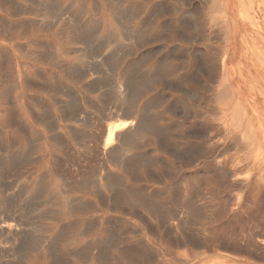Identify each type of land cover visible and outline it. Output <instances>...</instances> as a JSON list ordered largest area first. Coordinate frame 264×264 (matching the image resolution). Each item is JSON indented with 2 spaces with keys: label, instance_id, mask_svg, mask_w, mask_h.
I'll use <instances>...</instances> for the list:
<instances>
[{
  "label": "rangeland",
  "instance_id": "obj_1",
  "mask_svg": "<svg viewBox=\"0 0 264 264\" xmlns=\"http://www.w3.org/2000/svg\"><path fill=\"white\" fill-rule=\"evenodd\" d=\"M42 1L60 4L57 17L36 16L29 9L31 0H0V205L4 206L0 220L17 225L15 235L0 236L5 246L0 245V264H264V1L224 0L228 35L217 19V0H120L122 5L119 0ZM208 7L211 11H206ZM115 81L137 97L146 113L139 118L143 115L156 126H150L151 132L146 127V135L113 163L109 157L102 158L100 146L106 126L127 119L114 110L118 104L112 88ZM222 89L229 90V96H223ZM76 96L83 107L78 123L67 121L64 114L69 104L77 102ZM101 99L106 106L99 112L95 105ZM100 121L102 134L97 131ZM246 125L254 129V144L246 140ZM248 150L252 158L245 156ZM86 175L94 183L86 181ZM100 177L116 178L110 180L113 189L102 187L105 181ZM186 210L192 211L188 217Z\"/></svg>",
  "mask_w": 264,
  "mask_h": 264
},
{
  "label": "bare ground",
  "instance_id": "obj_2",
  "mask_svg": "<svg viewBox=\"0 0 264 264\" xmlns=\"http://www.w3.org/2000/svg\"><path fill=\"white\" fill-rule=\"evenodd\" d=\"M17 1V0H16ZM28 1V0H27ZM56 1V0H55ZM73 1V0H72ZM80 1V0H79ZM95 1V0H94ZM122 1V0H121ZM186 1V0H185ZM264 1V0H263ZM5 2H7V1H5ZM14 2V1H13ZM51 2V1H50ZM53 2V1H52ZM57 2H59V1H57ZM96 2V1H95ZM117 2V1H116ZM118 2H120V0L118 1ZM190 2V1H189ZM223 2H224V0H217V6H216V8H217V19L220 21V22H222V23H224V26H223V29H224V35H228L229 34V30H230V26H229V23H228V11L226 10V8H225V6L223 5ZM244 2V1H243ZM250 2V1H249ZM9 3V2H8ZM7 3V4H8ZM49 3V2H48ZM61 3V2H60ZM86 3V2H85ZM114 3V2H113ZM123 3H124V1H123ZM209 3H214V2H209ZM15 4V3H14ZM17 4V3H16ZM56 4V3H55ZM54 4V2L53 3H50V4H45L44 3V1H42V0H31V6H30V11L31 12H33L36 16H40V17H46V16H52L53 18H55V17H57V13L59 12L58 10H57V8L58 7H60V4H58L59 6L58 7H56L57 5H55ZM116 4H118V3H116ZM204 4V3H203ZM202 4V5H203ZM215 5H216V3H214ZM214 4H213V11L214 10H216V9H214L215 8V6H214ZM18 5H21V3H19ZM96 5V4H95ZM100 5V4H99ZM119 5V4H118ZM120 5H122V2H120ZM119 5V6H120ZM207 5V4H206ZM27 7H28V4L26 5ZM82 6V5H81ZM98 6V5H97ZM111 6V5H110ZM117 6V5H116ZM197 6V5H196ZM204 6V5H203ZM209 6V5H208ZM212 6V5H211ZM252 6H253V4H252ZM22 7H23V5H22ZM93 7V6H92ZM99 7V6H98ZM115 7V5L113 4V8ZM67 8H68V6H67ZM67 8H64L65 10H67ZM79 8V7H78ZM111 8H112V6H111ZM115 8H117V7H115ZM114 8V9H115ZM63 9V10H64ZM94 9V8H93ZM108 9H110V8H108ZM113 9V10H114ZM122 9V8H121ZM194 9V8H193ZM207 9H209L210 11H211V9L208 7V8H206V11H207ZM252 9V8H251ZM82 10V9H81ZM80 10V11H81ZM97 10V9H96ZM120 10V9H119ZM124 10V9H123ZM160 10V9H159ZM163 10V8L161 9V11ZM16 11V10H15ZM58 11V12H57ZM122 11V10H121ZM163 11H166V10H163ZM193 11V10H192ZM252 11V10H251ZM16 12H18V11H16ZM16 12H15V14H16ZM67 12V11H66ZM66 12H64V13H66ZM119 12V11H118ZM135 12V11H134ZM157 12V11H156ZM155 12V13H156ZM168 12V11H167ZM32 13V14H33ZM96 13V12H95ZM155 13L153 14V15H155ZM160 13V12H159ZM209 13V12H208ZM248 13V12H247ZM261 13V12H260ZM20 14V13H19ZM68 14V13H67ZM120 14L122 15V13L120 12ZM135 14V13H134ZM60 15V14H59ZM59 15H58V17H59ZM61 15H63V14H61ZM96 15V14H95ZM97 15H99V14H97ZM117 15V14H116ZM123 15H127V14H123ZM132 15V14H131ZM247 15V14H246ZM44 17V18H45ZM62 17V16H61ZM72 17V16H71ZM113 17V16H112ZM119 17V16H118ZM248 17V16H247ZM247 17H246V19H247ZM251 17V16H250ZM98 18V17H97ZM120 18H122L121 16H120ZM125 18V17H124ZM48 19V18H47ZM64 19V18H63ZM77 19V18H76ZM79 19V18H78ZM123 19V18H122ZM121 19V20H122ZM128 19V18H127ZM213 19V18H212ZM54 20V19H53ZM58 20V19H57ZM66 20V19H65ZM80 20H81V18H80ZM249 20V19H248ZM2 20L0 19V22H1ZM4 21V20H3ZM64 21V20H63ZM74 21V20H73ZM116 21V20H115ZM125 21V20H124ZM149 21V20H148ZM66 22V21H65ZM69 22V21H68ZM78 22H79V20H78ZM97 22V21H96ZM253 22H255V21H253ZM9 23V22H8ZM36 23V22H35ZM50 23V22H49ZM70 25L72 26V24H71V20H70ZM69 23H68V26H69ZM116 23V22H115ZM151 23V22H150ZM149 23V24H150ZM183 23V22H182ZM55 24V23H54ZM66 24H67V22H66ZM122 24V23H121ZM120 24V25H121ZM126 24V23H125ZM147 24V23H146ZM146 24H145V26H143L144 28L146 27ZM184 24V23H183ZM6 25H8L7 24V22H6ZM14 24H12V26H13ZM16 25H18V24H16ZM26 25V24H25ZM24 25V26H25ZM119 25V24H118ZM124 25V24H123ZM122 25V26H123ZM128 25H129V23H128ZM128 25H126V26H128ZM148 25V24H147ZM151 25V24H150ZM11 26V25H10ZM11 26V27H12ZM20 26V25H19ZM125 26V27H126ZM163 26V25H162ZM184 26V25H183ZM193 26V25H192ZM4 27V26H3ZM15 27V26H14ZM18 27V26H17ZM17 27H15V28H17ZM79 27V26H78ZM116 27V26H115ZM138 27V26H137ZM194 27V26H193ZM13 28V27H12ZM20 28V27H19ZM18 28V29H19ZM30 28V27H29ZM35 28V27H34ZM128 28V27H127ZM131 28V27H130ZM142 28V27H141ZM140 28V29H141ZM180 28L182 29V26H180ZM184 28V27H183ZM221 28V27H220ZM9 29V26L7 27V30ZM25 29V28H24ZM43 29V28H42ZM59 29H61V28H59ZM98 29V28H97ZM119 29V28H118ZM139 29V30H140ZM165 29V28H164ZM163 29V30H164ZM170 29V28H169ZM172 29V28H171ZM181 29H179L178 30V32L181 30ZM26 30V29H25ZM62 30V29H61ZM72 30V29H71ZM71 30H69V31H71ZM99 30V29H98ZM97 30V31H98ZM114 30V29H113ZM120 30V29H119ZM130 30V29H129ZM132 30V29H131ZM162 30V31H163ZM9 31V30H8ZM77 31V30H76ZM115 31V30H114ZM136 31H137V28H136ZM4 33H5V31H3ZM2 32V33H3ZM10 32V31H9ZM95 32V31H94ZM123 32V31H122ZM126 32H127V30H126ZM131 32V31H130ZM142 32H144V35H145V31H142ZM150 32V31H149ZM171 32V31H170ZM172 32H173V30H172ZM177 32V31H176ZM42 33V32H41ZM45 33V32H44ZM78 33V32H77ZM96 33V32H95ZM121 33V32H120ZM128 33H129V31H128ZM132 33V32H131ZM137 34H138V32H136ZM135 33V34H136ZM139 33H141V32H139ZM160 33H161V31H160ZM160 33H159V35H160ZM164 33V32H163ZM66 34H68V33H66ZM69 34H71L72 35V32L71 33H69ZM83 34V33H82ZM87 34V33H86ZM130 34V33H129ZM142 34V33H141ZM158 34V33H157ZM165 34V33H164ZM219 34V33H218ZM5 35V34H4ZM7 35V34H6ZM6 35H5V37H6ZM88 35V34H87ZM127 35V34H126ZM125 35V36H126ZM139 35V34H138ZM147 35V34H146ZM163 35V34H162ZM170 35V34H169ZM219 35H221V33L219 34ZM222 35H223V33H222ZM9 36V35H8ZM66 36V35H65ZM93 36H95V35H93ZM109 36H111V35H109ZM132 36H134V34L132 35ZM136 36V35H135ZM140 36V35H139ZM152 36V35H151ZM154 36V35H153ZM156 36H158V35H156ZM167 36V35H166ZM215 36V35H214ZM84 37H85V35H84ZM113 37V36H112ZM129 37H131V35H129ZM141 38H142V36H140ZM145 37V36H144ZM8 38V37H7ZM6 38V39H7ZM10 38H11V36H10ZM67 38V37H66ZM78 38H80V37H78ZM97 38V37H96ZM111 38V37H110ZM127 38V37H126ZM133 38V37H132ZM136 38V37H135ZM141 38H139V39H141ZM150 37H149V35H148V37H147V39H149ZM186 38V37H185ZM73 39H75V38H73ZM113 39V38H112ZM128 39V38H127ZM134 39V38H133ZM137 39V38H136ZM142 39H144V38H142ZM187 40H188V38H186ZM194 39V38H193ZM202 39V38H201ZM227 39V38H226ZM11 40V39H10ZM79 39H77V41H78ZM83 40V39H82ZM86 40H87V38H86ZM135 40V39H134ZM114 41V40H113ZM137 41V40H136ZM148 41H150V40H148ZM148 41H146V42H148ZM192 41V40H191ZM223 41V40H222ZM46 42V41H45ZM44 42V43H45ZM78 42H80V41H78ZM131 42H132V40H131ZM134 42V41H133ZM138 42H140V41H138ZM144 42V41H143ZM87 43H91V42H87ZM112 43H114V42H111V44ZM125 43V42H124ZM137 43V42H136ZM50 44H51V42H50ZM92 44V43H91ZM38 45V44H37ZM53 45H54V43H53ZM80 45V44H79ZM86 45V44H85ZM121 46L120 47H122L123 45L122 44H120ZM129 45V44H128ZM22 46V45H21ZM29 46V45H28ZM46 46V44L44 45V47ZM108 46H109V44H108ZM124 46H126V45H124ZM22 47H24V45L22 46ZM42 47H43V44H42ZM91 47H93V46H91ZM114 48H115V46H113ZM112 47V48H113ZM119 46H118V48H120ZM172 47V46H171ZM29 48V47H28ZM31 48V47H30ZM54 48H55V46H54ZM89 49H90V46L88 47ZM209 48H211V47H209ZM26 49V48H25ZM84 49H87V48H84ZM5 49H3V51H4ZM8 50V49H7ZM50 50V49H49ZM70 50V49H69ZM72 50V49H71ZM88 50V49H87ZM120 50H121V48H120ZM2 51V50H1ZM10 51V50H9ZM8 51V52H9ZM33 51V50H32ZM81 51V50H80ZM90 51V50H89ZM125 51V50H124ZM201 51V50H200ZM45 52V51H44ZM56 52V51H55ZM79 52V51H78ZM82 52V51H81ZM85 52L86 51H84L83 50V52L81 53L82 55H84L85 54ZM121 52H123V51H121ZM130 53V51H127V53ZM33 53V52H32ZM43 53V52H42ZM48 53V52H47ZM51 53H52V51H51ZM66 53V52H65ZM84 53V54H83ZM90 53V52H89ZM195 53H196V51H195ZM80 54V53H79ZM122 54V53H121ZM126 53H124V55H125ZM44 55H45V53H44ZM56 55V54H55ZM120 55V54H119ZM123 55V54H122ZM41 56V55H40ZM43 56V55H42ZM53 56V55H52ZM115 56V55H114ZM81 57V56H80ZM85 57V56H84ZM118 58H119V56H117ZM25 58H26V56H25ZM33 58H34V56H33ZM42 58V57H41ZM53 58V57H52ZM86 58V57H85ZM118 58H116L117 60H120V58L118 59ZM169 58V57H168ZM184 58V57H183ZM221 58V57H220ZM4 59V58H3ZM164 59V58H163ZM172 59V58H171ZM4 60H6V59H4ZM4 60H3V62H4ZM165 60V59H164ZM83 61V60H82ZM81 61V62H82ZM86 61H88V60H86ZM111 61V60H110ZM116 61V60H115ZM199 61V60H198ZM2 62V61H1ZM2 62V63H3ZM63 62V61H62ZM164 62V61H163ZM15 63V62H14ZM23 63V62H22ZM66 63V62H65ZM83 63H84V61H83ZM82 63V64H83ZM116 63H118V62H116ZM199 63V62H198ZM202 63V62H201ZM24 64V63H23ZM58 64V63H57ZM160 64H163L162 62L160 63ZM2 65H4V63L2 64ZM24 65H26V63L24 64ZM6 66H8V65H5V67ZM10 66V65H9ZM80 66H82V68H84V66L83 65H80ZM163 66V65H162ZM161 66V67H162ZM32 67V66H31ZM69 67V66H68ZM77 67V66H76ZM159 67V66H158ZM157 67V68H158ZM78 68V67H77ZM81 68V69H82ZM156 68V69H157ZM160 68V67H159ZM159 68H158V70H159ZM199 68V67H198ZM68 69V68H67ZM66 69V70H67ZM186 69V68H185ZM160 70H161V68H160ZM172 70H175V69H172ZM219 70V69H218ZM5 71V70H4ZM19 71V70H18ZM72 71H74L73 69H72ZM77 71V70H76ZM132 71H134V68H133V70ZM131 71V72H132ZM157 71V70H156ZM2 72V71H1ZM155 72V71H154ZM172 72H174V71H172ZM196 72V71H195ZM4 73V72H3ZM40 73V72H39ZM79 73V72H78ZM133 73H135V72H133ZM140 73V72H139ZM156 73V72H155ZM154 73V74H155ZM157 73H159L158 71H157ZM167 73V72H166ZM171 73V72H170ZM176 73V72H175ZM225 73V72H224ZM73 74V73H72ZM80 74V73H79ZM83 74V72L81 73V76H83L82 75ZM85 74H86V72H85ZM126 74V73H125ZM125 74H124V76H125ZM136 74V73H135ZM147 74V73H146ZM126 75H128V74H126ZM137 75V74H136ZM141 75V74H140ZM149 75V74H148ZM157 75H159V74H157ZM157 75L155 74V76L157 77ZM167 75V74H166ZM196 75V74H195ZM37 76H38V73H37ZM42 76V75H41ZM76 76V75H75ZM80 76V75H79ZM123 76V77H124ZM129 76V75H128ZM132 76V75H131ZM133 76H134V74H133ZM144 76H145V73H144ZM163 76V75H162ZM191 76V75H190ZM189 76V77H190ZM76 77H78V76H76ZM122 77V78H123ZM126 77V76H125ZM124 77V78H125ZM136 77V76H135ZM195 77V76H194ZM2 78V77H1ZM5 78V77H4ZM50 78V77H49ZM56 78V77H55ZM129 79H130V77H128ZM146 76H145V79H144V81L146 82ZM158 78V77H157ZM157 78H156V80H157ZM160 78H161V76H160ZM192 78V77H191ZM12 79V78H11ZM148 79V78H147ZM165 79V78H164ZM163 79V80H164ZM190 79V78H189ZM197 79V78H196ZM206 79V78H205ZM134 80V79H133ZM141 80V79H140ZM198 80H200V79H198ZM39 81H40V79H39ZM42 81V80H41ZM53 81V80H52ZM122 82L121 83H123L124 81H126V80H121ZM130 81H131V79H130ZM139 81V80H138ZM143 81V80H142ZM127 82H129V80L127 81ZM163 82V81H162ZM5 83V82H4ZM103 83H105V82H103ZM125 83V82H124ZM132 84H135V83H133V82H131ZM150 83H152V82H150ZM202 83V82H201ZM219 83V82H218ZM220 83H222V82H220ZM13 84V83H12ZM127 84H129V83H126V86H127ZM144 84V83H143ZM130 85V84H129ZM135 85H137V84H135ZM135 85H131L132 86V89H134L133 87L135 86ZM140 85V87L142 88L143 86H141V84H139ZM10 86V85H9ZM99 86V85H98ZM113 86L114 87H112L113 88V90H114V93H115V95L114 94H112L113 96H115L114 97V99H116V101H117V106H116V109H114V110H116V112L119 114V115H125V117L127 118V119H125V120H120V121H117V122H111L110 124H108L107 126H106V133L104 134V141L102 142L103 144H101L102 146H100V154L102 155V158H111V161H113V163L116 161V160H118L119 158H122V156L123 155H125L126 156V151L128 152V150H130V148L131 147H133V145H134V143L138 140V139H140L142 136H144V135H146L145 133H147L146 131H145V129H146V127H148V129H149V131H150V126L152 125V128H155L154 126H156V125H154V124H149V122H147V120H146V118H145V116H146V113H144L143 111H142V109L143 108H141V105H140V103L138 102V100H137V97H135V96H133V95H130L131 93L130 92H128V90L126 89V87H125V89H124V87L123 86H125V85H122V84H120V83H118V81H115L114 83H113ZM150 86V85H149ZM226 86V85H225ZM33 87V86H32ZM129 87V86H128ZM138 87V86H137ZM144 88H145V86H144ZM143 88V89H144ZM147 88H148V85H147ZM174 88V87H173ZM226 88V87H225ZM4 89H6V88H4ZM11 89H12V87H11ZM60 89V88H59ZM71 89V88H70ZM138 89H139V87H138ZM176 89V88H175ZM224 89V88H223ZM222 89V91L223 92H221V93H223L222 95L224 96V93H225V97H227V96H229L228 94V91L229 90H223ZM228 89V88H227ZM51 90V89H50ZM127 90V91H126ZM137 90V89H136ZM139 90H141V89H139ZM185 90V89H184ZM17 91V90H16ZM63 91V90H62ZM111 91V90H110ZM130 91V90H129ZM211 91V90H210ZM221 91V90H220ZM219 91V92H220ZM225 91V92H224ZM186 92H187V90H186ZM217 93V96H218V94H220L218 97H220L221 96V98L223 97L222 95H221V93ZM5 93V92H4ZM60 93H62V92H60ZM113 93V92H112ZM135 93V92H134ZM141 93H142V91H141ZM191 93V92H190ZM189 93V94H190ZM7 94V93H6ZM73 94V93H72ZM111 95V94H110ZM141 95V94H140ZM139 95V96H140ZM73 96H75V95H73ZM137 96V95H136ZM197 96V95H196ZM208 96H210V95H208ZM212 96V95H211ZM3 97H4V95H3ZM77 97V96H76ZM188 97H190V96H188ZM194 97H195V94H194ZM218 97H216V98H218ZM28 98H31V97H28ZM207 98V97H206ZM209 98V97H208ZM214 98V97H213ZM215 98V99H216ZM41 99V98H40ZM77 99H78V101H79V98L77 97L75 100L77 101ZM105 99V98H104ZM104 99H101V103L99 104H96L95 105V108H97V110L99 111V112H102L103 111V109H104V106H106V102H105V100ZM2 100V99H1ZM89 100V99H88ZM98 100V99H97ZM218 100H219V98H218ZM218 100H216V101H218ZM10 101V100H9ZM37 101V100H36ZM76 102V103H74V102H72V103H74V104H69L66 108H65V110H64V114H65V119H67V121H70V122H75V123H78V120H77V116H78V114H81L82 113V109H83V107H81V105L82 104H80V102H81V100H80V102ZM84 101V100H83ZM99 101V100H98ZM112 101V100H111ZM114 101V100H113ZM11 102H13L12 101V99H11ZM30 102V101H29ZM41 103V102H40ZM69 103H71L70 101H69ZM11 104V103H10ZM47 104V103H46ZM29 105V104H28ZM41 105H43V103L41 104ZM91 105V104H90ZM12 106L14 107V105L12 104ZM38 106V105H37ZM47 106V105H46ZM66 106V105H65ZM49 106H47V108H48ZM62 107V106H61ZM90 107H92V106H90ZM185 107V106H184ZM212 107V106H211ZM30 108V107H29ZM145 108V107H144ZM46 109V108H45ZM62 109V108H61ZM93 109V108H92ZM173 109V108H172ZM1 110V109H0ZM50 110V109H49ZM86 110V109H85ZM84 110V111H85ZM107 110H108V108H107ZM216 110V109H215ZM30 111V110H29ZM46 111V110H45ZM60 111V110H59ZM90 111V110H89ZM110 110H108V112H109ZM172 111V110H171ZM176 111V110H175ZM212 111V110H211ZM47 112V111H46ZM51 112V111H50ZM111 112H113V113H115L114 111H111ZM141 112H143L142 114L144 115L145 114V116H143L142 115V118L140 117L139 118V114H141ZM207 112H208V110H207ZM34 113V112H33ZM45 113V112H44ZM110 113V112H109ZM112 113V114H113ZM185 113V112H184ZM200 113V112H199ZM239 113V112H238ZM35 114V113H34ZM38 114V113H37ZM85 114V113H84ZM89 114V113H88ZM103 114H104V112H103ZM117 114V115H118ZM186 114V113H185ZM220 114V113H219ZM11 115H13V114H11ZM102 115V114H101ZM109 115V114H108ZM115 115V118H117V116H116V113L114 114ZM216 115H217V113H216ZM48 116H50L49 114H48ZM138 116V117H137ZM184 116V115H183ZM45 117V116H44ZM61 117H64V115L63 116H61ZM85 117V116H84ZM87 117V116H86ZM104 116L102 115V118H103ZM113 117V116H112ZM112 117H110V119H113ZM122 117V116H121ZM120 117V118H121ZM124 117V118H125ZM144 117V118H143ZM149 117V116H148ZM147 117V118H148ZM233 117H234V119H236L237 117H238V115H237V111H235V113H234V115H233ZM49 118V117H48ZM52 118V117H51ZM108 118V117H107ZM106 118V119H107ZM118 118H119V116H118ZM201 118H202V116H201ZM14 119V118H13ZM35 119V118H34ZM53 119V118H52ZM89 119V118H88ZM109 119V118H108ZM122 119V118H121ZM185 119H187V117H185ZM37 120H39V119H37ZM41 120H43V117H42V119ZM40 120V121H41ZM54 120V119H53ZM53 120H51V121H53ZM105 120V119H104ZM13 121H16V118H15V120H13ZM45 121V120H44ZM49 121V120H48ZM48 121H47V123H48ZM85 121H86V119H85ZM85 121H83V123H86ZM93 121H95V120H93ZM18 122V121H17ZM16 122V123H17ZM36 122V121H35ZM55 122H56V119H55ZM89 122H91L90 124H93V122H92V120L91 121H89L88 120V123ZM152 123H154L155 122V120H154V122L153 121H151ZM40 123V122H39ZM46 123V124H47ZM54 123V122H53ZM97 123V122H96ZM11 124H14V122L13 123H11ZM45 124V125H46ZM50 124V123H49ZM95 124V123H94ZM101 124H102V122L100 121V124H98L99 126L97 127L98 128V130L97 131H100L99 133H101L102 134V132H101V128H103L104 126L102 125V127H101ZM246 124H247V122H246ZM18 125V124H17ZM40 125V124H39ZM51 125V124H50ZM154 125V126H153ZM248 125H249V123H248ZM248 125H246V127L248 126ZM2 126V125H1ZM48 126V125H47ZM55 126H56V124H55ZM81 126H83V124H81ZM86 126V125H85ZM93 126V125H92ZM220 126V125H219ZM218 126V127H219ZM13 127V126H12ZM20 128H21V125L19 126ZM19 127L17 128V129H19ZM68 127H69V125H68ZM72 127V126H71ZM71 127H69V129L68 130H70V128ZM87 127H88V125H87ZM91 127V126H90ZM90 127H89V129H90ZM3 128H4V126H3ZM28 128V127H27ZM33 128V127H32ZM50 128H52V126L50 127ZM49 128V129H50ZM151 128V129H152ZM217 128V127H216ZM54 129V128H53ZM74 128H72V130H73ZM104 129V128H103ZM148 129H146L147 131H148ZM234 129V128H233ZM247 129H248V134H246L247 136H246V140H248V138H249V140H250V142L251 143H255V138H254V129L252 128V127H247ZM20 130V129H19ZM24 130V129H23ZM38 130V129H37ZM58 130H59V128H58ZM74 130H76V129H74ZM78 130V129H77ZM81 130V129H80ZM83 130V129H82ZM154 130H156V129H154ZM158 130V129H157ZM163 130V129H162ZM27 131V130H26ZM29 131V130H28ZM31 131V130H30ZM96 131V132H97ZM105 131V130H104ZM191 131H193V130H191ZM245 132H246V129L244 130ZM24 132V131H23ZM36 132V131H35ZM74 132V131H73ZM81 131H79V133H80ZM86 132H87V130H86ZM145 132V133H144ZM151 132V131H150ZM156 132V131H155ZM160 132V131H159ZM166 132V131H165ZM164 132V133H165ZM218 132V131H217ZM217 132H215V134L217 133ZM21 133V132H20ZM28 133V132H27ZM33 133V132H32ZM38 133H39V131H38ZM72 133V132H71ZM84 133V132H83ZM98 133V134H99ZM144 133V134H143ZM154 133V132H153ZM191 133V132H190ZM204 133V132H203ZM221 133V132H220ZM243 133V132H242ZM0 134H1V132H0ZM58 134V133H57ZM68 134V133H67ZM74 134V133H73ZM72 134V135H73ZM101 134H99V135H101ZM167 134V133H166ZM191 134H193V133H191ZM195 134V133H194ZM2 135V134H1ZM36 135V134H35ZM54 135V134H53ZM87 135H88V132H87ZM142 135V136H141ZM157 135V134H156ZM25 136V135H24ZM31 136V135H30ZM74 136V135H73ZM81 136V135H80ZM80 136H78V138L80 137ZM84 136H85V134H84ZM90 136V135H89ZM92 136V135H91ZM95 136V135H94ZM102 136V135H101ZM184 136V135H183ZM26 137V136H25ZM54 137V136H53ZM86 137H88V136H86ZM146 137V136H145ZM144 137V138H145ZM28 138V137H27ZM63 138V137H62ZM72 138V137H71ZM73 138H77V137H73ZM81 138H82V136H81ZM83 138H85V137H83ZM92 138H93V136H92ZM98 138V137H97ZM147 138V137H146ZM236 138H237V136H236ZM39 139V138H38ZM43 139V138H42ZM99 139V138H98ZM239 139H240V137H239ZM54 140V139H53ZM77 139H75V141H76ZM81 140V139H80ZM88 140V139H87ZM91 140H94V139H90V141ZM160 140H162L161 138H160ZM234 140V139H233ZM233 140H231V141H233ZM238 140V139H237ZM36 141V140H35ZM64 141H66V140H64ZM78 141V140H77ZM141 141H142V139H141ZM234 141H236V140H234ZM79 142V141H78ZM77 142V144H79ZM81 142H83V141H81ZM86 142H88V141H86ZM93 142V141H92ZM164 142V141H163ZM166 142V141H165ZM237 142H239V141H237ZM249 142V143H250ZM5 143V142H4ZM26 143H28L27 144V148H30V144H31V142L30 141H28V139H27V142ZM30 143V144H29ZM63 143V142H62ZM76 143V142H75ZM99 143V142H98ZM98 143H96V144H98ZM244 143H246V142H244ZM247 143H248V141H247ZM246 143V144H247ZM64 144V143H63ZM62 144V145H63ZM67 144V143H66ZM227 144H229V142L227 143ZM243 144V143H242ZM65 145V144H64ZM71 145V144H70ZM69 145V146H70ZM74 145H76V144H74ZM82 145V144H81ZM241 145V144H240ZM252 144H250L249 146H251ZM29 146V147H28ZM32 146V145H31ZM34 146V145H33ZM80 146V145H79ZM84 146H86L87 147V143H86V145H84ZM95 146V145H94ZM96 146H99V145H96ZM135 146V145H134ZM230 147H231V145H229ZM232 146H233V144H232ZM253 147H254V145H252ZM54 147V146H53ZM219 147V146H218ZM217 147V148H218ZM243 146H241V148H242ZM244 147H246V148H248V144H247V146L245 145ZM27 148H25V149H27ZM58 148V147H57ZM90 148V147H89ZM88 148V149H89ZM178 148V147H177ZM189 148H191V147H189ZM237 148H239V147H237ZM246 148H242L243 150H245ZM194 149V148H193ZM197 149V148H196ZM195 149V150H196ZM224 149H227V148H224ZM234 149V148H233ZM260 149V148H259ZM63 150H65V148L63 149ZM77 150V149H76ZM187 150V149H186ZM194 150V151H195ZM250 150H253V148L252 149H250ZM250 150H248L247 152H245V156H246V154H249V157L250 158H252L250 155H251V153H249L250 152ZM30 151V150H29ZM67 151V150H66ZM78 151V150H77ZM87 151V150H86ZM93 151H95V150H93ZM98 151V150H97ZM175 151V150H174ZM177 151V150H176ZM183 151V150H182ZM185 151V150H184ZM190 151V150H189ZM189 151H187V152H189ZM210 151V150H209ZM212 151V150H211ZM213 151H215V150H213ZM222 151V150H221ZM240 151V150H239ZM32 152H34L33 150H32ZM63 152V151H62ZM79 152V151H78ZM90 152V154H92L91 153V151H89ZM96 152V151H95ZM95 152H93V153H95ZM180 152V151H179ZM186 152V151H185ZM184 152V153H185ZM191 152V151H190ZM204 152V151H203ZM223 152V151H222ZM252 152V151H251ZM196 153V152H195ZM25 154V153H24ZM57 154V153H56ZM67 154H69V153H67ZM96 154H99L98 152H96ZM129 154V153H128ZM20 155V154H19ZM31 155V154H30ZM71 155V154H70ZM70 155H69V157H70ZM73 155V154H72ZM134 155V154H133ZM132 155V156H133ZM179 155V154H178ZM184 155V154H183ZM222 155V154H221ZM27 156V155H26ZM74 156H75V154H74ZM78 156V155H77ZM100 156V155H99ZM131 156V155H130ZM189 156H190V154H189ZM25 157V156H24ZM30 157V156H29ZM134 158H136L135 156H133ZM138 157V156H137ZM182 157V156H181ZM188 157V156H187ZM244 157V156H243ZM15 158H16V156H15ZM21 158V157H20ZM23 158V157H22ZM44 158V157H43ZM62 158V157H61ZM66 158H68V157H66ZM72 158V157H71ZM79 158V157H78ZM80 158H82V157H80ZM89 158V157H88ZM95 158V157H94ZM93 157H92V159L91 160H93L94 159ZM125 158V157H124ZM123 158V159H124ZM127 158V157H126ZM130 158V157H129ZM132 158V157H131ZM192 158V157H191ZM190 158V159H191ZM229 158V157H228ZM249 158V159H250ZM29 160H30V158H28ZM60 159V158H59ZM69 159V158H68ZM74 159H75V157H74ZM84 159H85V157H84ZM101 159V158H100ZM123 159H120L119 161H117V163L118 162H121ZM140 159H142L141 157H140ZM185 159V158H184ZM247 159H248V155H247ZM64 160V159H63ZM73 160V159H72ZM80 160V159H79ZM102 160V159H101ZM100 160V161H101ZM107 160V159H106ZM137 160H138V158H137ZM186 160V159H185ZM13 161V160H12ZM20 161V160H19ZM24 161V160H23ZM61 161H62V159H61ZM83 161V160H82ZM85 161V160H84ZM88 162H89V160H87ZM87 161H86V163H87ZM133 163H134V160H131ZM139 161V160H138ZM242 161V160H241ZM249 161V160H248ZM63 162V161H62ZM95 162V161H94ZM97 162V161H96ZM104 162V161H103ZM127 162V161H126ZM125 162V163H126ZM135 162H136V160H135ZM221 162V161H220ZM250 162H252V161H250ZM16 163V162H15ZM57 163V162H56ZM71 163H73V162H71ZM81 163V162H80ZM91 163V162H90ZM128 163H130V162H127V164ZM10 164V163H9ZM19 164V163H18ZM64 164V163H63ZM94 164H96V163H94ZM107 164H108V162H107ZM107 164H105V165H107ZM123 164V163H122ZM135 164V163H134ZM247 164V163H246ZM252 164V163H251ZM259 164V163H258ZM7 165V164H6ZM14 165V164H13ZM25 165V164H24ZM60 165V164H59ZM62 165V164H61ZM65 165H67V164H65ZM69 165V164H68ZM67 165V166H68ZM90 165V164H89ZM109 165V164H108ZM140 165V164H139ZM245 165V164H244ZM243 165V166H244ZM110 166V165H109ZM115 166V165H114ZM138 166V165H137ZM9 167H10V165H9ZM21 167V166H20ZM62 167H63V169H64V165H62ZM94 167V169H96V167L95 166H93ZM259 167V166H258ZM22 168V167H21ZM65 169H66V167H65ZM105 169H106V167H105ZM232 169H233V167H232ZM110 170V169H109ZM127 170V169H126ZM1 171V170H0ZM262 171L263 170H261L259 173H261L262 174ZM3 172V171H2ZM60 173V172H59ZM77 173V172H76ZM114 173V172H113ZM137 173V172H136ZM5 174V173H4ZM64 174V173H63ZM75 174V172L73 173V175ZM78 174V173H77ZM81 174H82V172H81ZM130 174V173H129ZM61 175H62V173H61ZM65 175V174H64ZM63 175V176H64ZM72 175V174H71ZM79 175V174H78ZM84 176H85V174H83ZM91 175V174H90ZM93 175V174H92ZM96 175V174H95ZM94 175V176H95ZM104 175V177H105V174H103ZM215 175V174H214ZM214 175H213V177H214ZM4 176V175H3ZM94 176H92V177H94ZM226 176V175H225ZM61 177V176H60ZM59 177V178H60ZM97 177H98V175H97ZM227 178H228V176H226ZM225 177V178H226ZM52 178V177H51ZM62 178V177H61ZM101 179H103L102 177H100ZM211 178V177H210ZM41 179V178H40ZM63 180H65L66 179V177H65V179H64V177L62 178ZM79 179H81V180H79V181H81L82 182V177L81 178H79ZM93 179V178H92ZM95 179H97V178H95ZM120 179V178H119ZM119 179H117V181L119 180ZM123 179V178H122ZM121 179V181L120 182H123V180ZM63 180L61 181V182H63ZM76 180V179H75ZM84 180V179H83ZM86 181H89V180H91L90 178H89V180H88V177H87V175H86V179H85ZM104 180V179H103ZM110 180L112 181V180H116V178H113V177H111V178H106L104 181V183H102L101 184V186L102 187H104L106 190H112L113 188H112V185H111V182H110ZM28 181H30L29 179H28ZM45 181V180H44ZM60 181V180H59ZM68 180L66 179V182H67ZM70 181V180H69ZM68 181V182H69ZM85 181V182H86ZM92 181V180H91ZM93 181H94V179H93ZM92 181V182H93ZM97 181H99V180H97ZM101 181V180H100ZM189 181V180H188ZM38 183H39V181H37ZM41 182V181H40ZM60 182V183H61ZM65 182V181H64ZM77 182H78V180H77ZM42 183V182H41ZM72 183V182H71ZM70 183V184H71ZM83 183V182H82ZM82 183H80V184H82ZM90 183V182H89ZM94 183V182H93ZM124 183V182H123ZM190 183V182H189ZM28 184H29V182H28ZM66 184V183H65ZM69 184V183H68ZM68 184H66V187H67V185ZM88 184V183H87ZM95 184H96V182H95ZM95 184H92V185H89V187L88 188H90L91 186H95ZM27 185V184H26ZM62 185H63V183H62ZM124 185V184H123ZM186 185V184H185ZM25 186V185H24ZM42 186V185H41ZM41 186H39L40 188H41ZM45 186V185H44ZM82 186V185H81ZM84 186V185H83ZM100 186V187H101ZM119 186V185H118ZM121 186V185H120ZM194 186V185H193ZM63 187V186H62ZM65 187V188H66ZM97 187H99V186H97ZM190 187H192V186H190ZM189 187V188H190ZM37 189H38V187H36ZM44 188V187H43ZM46 188V187H45ZM44 188V189H45ZM64 188V187H63ZM85 188H86V185H85ZM95 188V187H94ZM93 187H92V189H94ZM122 189H123V187H121ZM196 188H198V187H196ZM36 189V190H37ZM42 189V188H41ZM67 189V188H66ZM82 189H83V187H82ZM96 189V188H95ZM101 189V188H100ZM118 189V188H117ZM120 189V188H119ZM124 189H126V187L124 188ZM131 189V188H130ZM193 189V188H192ZM40 190V189H39ZM38 190V191H39ZM57 190H58V188H57ZM108 190V191H109ZM121 190V189H120ZM128 190H129V188H128ZM27 191V190H26ZM25 191V192H26ZM60 191H61V189H60ZM59 191V192H60ZM62 191H63V189H62ZM87 191V190H86ZM90 191V190H89ZM129 191H131V190H129ZM128 191V192H129ZM135 191V190H134ZM138 191H139V189H138ZM141 191V190H140ZM197 191H201V189L199 190H197ZM35 192H37V191H35ZM43 191H41V193H42ZM58 192V193H59ZM64 192V191H63ZM102 192V191H101ZM114 192V191H113ZM133 192V191H132ZM126 193V192H125ZM201 193H203V191L201 192ZM25 194V193H24ZM36 194V193H35ZM38 194H40V193H38ZM37 194V195H38ZM62 194H64V193H62ZM127 194V193H126ZM137 194L139 195L140 193H138L137 192ZM136 194V195H137ZM190 194V193H189ZM194 194V193H193ZM192 194V195H193ZM199 194H200V192H199ZM27 195V194H26ZM29 195V194H28ZM30 195H31V193H30ZM42 195H44L43 193H42ZM46 195V194H45ZM58 195V194H57ZM104 195H106V194H104ZM120 195V194H119ZM124 195V194H123ZM130 195H132V194H130ZM141 195V194H140ZM143 195V194H142ZM188 195V194H187ZM195 195V194H194ZM39 196V195H38ZM40 196H41V194H40ZM66 196V195H65ZM69 196V195H68ZM135 196V195H134ZM52 197V196H51ZM140 197V196H139ZM142 197V196H141ZM189 197V196H188ZM3 198H5V197H3ZM33 198V197H32ZM110 198H112V197H110ZM113 198H115V197H113ZM112 198V199H113ZM116 198H117V196H116ZM122 198V197H121ZM128 198V197H127ZM131 198V197H130ZM197 198V197H196ZM34 199H35V197H34ZM34 199H32V201L34 200ZM40 199H41V197H40ZM39 199V200H40ZM43 199H44V197H43ZM74 199V198H73ZM76 199V198H75ZM131 199H133V198H131ZM175 199V198H174ZM177 199V198H176ZM179 199V198H178ZM189 199V198H188ZM195 199V198H194ZM5 200H7V199H5ZM35 200H37V198L35 199ZM46 200V199H45ZM111 200V199H110ZM117 200V199H116ZM116 200H114L115 202H116ZM122 200H124V198L122 199ZM128 200V199H127ZM134 200V199H133ZM141 200H144V198L142 199L141 198ZM192 200V199H191ZM41 201H42V199H41ZM47 201V200H46ZM70 201V200H69ZM113 201V200H112ZM148 201V200H147ZM190 201V200H189ZM36 202V201H35ZM34 202V204H37V202H39L38 200H37V202L35 203ZM42 202H44V201H42ZM41 202V203H42ZM123 202V201H122ZM129 202V201H128ZM142 202V201H141ZM191 202V201H190ZM0 203H1V201H0ZM40 203V202H39ZM46 203V202H45ZM47 203H49V202H47ZM75 203V202H74ZM117 203V202H116ZM119 203V202H118ZM126 203V202H125ZM144 203V202H143ZM173 203V202H172ZM196 203V202H195ZM9 204V203H8ZM7 204V205H8ZM76 204V203H75ZM88 204V203H87ZM106 204V203H105ZM111 204H112V202H111ZM120 204H121V202H120ZM137 204V203H136ZM136 204H134V206L136 205ZM139 204V203H138ZM193 204V203H192ZM40 205V204H39ZM60 205V204H59ZM80 205V204H79ZM88 205H91V204H88ZM166 205V204H165ZM164 205V206H165ZM191 205V204H190ZM3 205H0V208L1 209H3L4 208V206L2 207ZM45 206V205H44ZM52 206V205H51ZM73 206H75V205H73ZM82 206V205H81ZM108 206V205H107ZM116 206V205H115ZM118 206V205H117ZM129 206V205H128ZM127 206V207H128ZM168 206V205H167ZM195 206V205H194ZM7 207V206H6ZM42 207V206H41ZM49 207V206H48ZM68 207V206H67ZM83 207H85V205L83 206ZM122 207V206H121ZM121 207H120V209H121ZM124 207V206H123ZM131 207V206H130ZM137 207H139V206H137ZM8 208V207H7ZM39 208H40V206H39ZM55 208H56V206H55ZM59 208V207H58ZM61 208V207H60ZM114 208V207H113ZM158 208V207H157ZM165 208V207H164ZM167 208V207H166ZM48 209V208H47ZM51 209H53V208H51ZM51 209H50V211H51ZM57 209V208H56ZM89 209V208H88ZM189 209V208H188ZM192 209V208H191ZM5 210V209H4ZM11 210V209H10ZM67 210H68V208H67ZM116 210V209H115ZM159 210V209H158ZM166 210V209H165ZM2 211V210H1ZM9 211V210H8ZM44 211V210H43ZM169 211V210H168ZM190 211V210H189ZM56 212V211H55ZM59 212V211H58ZM147 212V211H146ZM180 212V211H179ZM186 212L187 213H189L187 210L185 211V215H186ZM192 211H190V213L189 214H187V217L190 215V214H192L191 213ZM41 213H43V212H41ZM45 213V212H44ZM43 213V214H44ZM124 213V212H123ZM157 213H159V212H157ZM194 213V212H193ZM9 214V213H8ZM51 214H52V211H51ZM54 214V213H53ZM135 214V213H134ZM162 214V213H161ZM168 214V213H167ZM174 214H176V213H174ZM10 215V214H9ZM56 215V214H55ZM61 215H63V214H61ZM138 215V214H137ZM140 215V214H139ZM138 215V216H139ZM150 215V214H149ZM154 215V214H153ZM171 215H173V213L171 214ZM106 216V215H105ZM163 216V215H162ZM168 216V215H167ZM192 216V215H191ZM194 216H196V210H195V215ZM58 217V216H57ZM56 217V218H57ZM60 217V216H59ZM155 217V216H154ZM42 218H44L43 216H42ZM53 218H54V216H53ZM140 218V217H139ZM168 218V217H167ZM174 218V217H173ZM173 218H171V219H173ZM186 218V217H185ZM109 219V218H108ZM166 219V218H165ZM175 219V218H174ZM10 220V219H9ZM186 220V219H185ZM80 221V220H79ZM188 221V220H187ZM107 222V221H106ZM120 222V221H119ZM164 222V221H163ZM178 222V221H177ZM159 223V222H158ZM167 223V222H166ZM179 223V222H178ZM181 223H184L183 221L181 222ZM180 223V224H181ZM86 224V223H85ZM162 224V223H161ZM160 224V225H161ZM165 225V224H164ZM73 226V225H72ZM79 226H81V225H79ZM161 226H163V225H161ZM179 226V225H178ZM185 226H187V225H185ZM184 226V227H185ZM85 227H87V226H85ZM90 227V226H89ZM170 228V227H169ZM176 228H177V226H176ZM180 228H183V225H182V227H180ZM113 230V229H112ZM170 230V229H169ZM172 231H174L173 229H171ZM182 230V229H181ZM15 231H17V225L16 224H14L13 222H8V221H5V220H0V236L2 237V236H5V238H7L8 236H13V235H15ZM166 231V230H165ZM168 231V230H167ZM62 232H64V231H62ZM61 232V233H62ZM85 232V231H84ZM88 232V231H87ZM182 232V231H181ZM86 233V232H85ZM152 233V232H151ZM166 233V232H165ZM72 234V233H71ZM155 234V236H156V234L157 233H154ZM167 234V233H166ZM60 235V234H59ZM82 235V234H81ZM185 235V234H184ZM7 236V237H6ZM58 236V235H57ZM64 237L66 236V235H63ZM69 236V235H68ZM71 236V235H70ZM78 236V235H77ZM158 236V235H157ZM73 237V236H72ZM117 237V236H116ZM10 238V237H9ZM8 238V239H9ZM59 239H60V236L58 237ZM58 238L56 237V239L58 240ZM67 238V237H66ZM65 238V239H66ZM2 239V238H1ZM2 240H4V238L2 239ZM56 240V242L55 243H57V242H59V241H57ZM2 242V241H1ZM77 244V243H76ZM0 245L2 246V244L0 243ZM73 245V244H72ZM74 246V245H73ZM3 247V249H5L4 247L5 246H2ZM61 247V246H60ZM119 247V246H118ZM139 247V246H138ZM107 248H108V246H107ZM134 248V247H133ZM3 249H1L0 251H2ZM45 249V248H44ZM48 250H49V248H47ZM65 249H67V248H65ZM102 249V248H101ZM104 249V248H103ZM111 249V248H110ZM114 249H115V247H114ZM123 249H124V247H123ZM123 249H121L120 251H122ZM135 249V248H134ZM89 250V249H88ZM130 250V249H129ZM65 251H67V250H65ZM108 251V250H107ZM124 251H125V249H124ZM128 251V250H127ZM46 252V251H45ZM54 252V251H53ZM89 252V251H88ZM103 252H106V251H103ZM130 252H132V249L130 250ZM0 253H2V252H0ZM48 254H49V252H47ZM51 253V252H50ZM127 253V252H126ZM52 254V253H51ZM79 254V253H78ZM87 254V253H86ZM100 254V253H99ZM110 254V253H109ZM50 255V254H49ZM88 255V254H87ZM108 255V254H107ZM135 255V254H134ZM83 256H85V255H83ZM88 256H90V255H88ZM50 257V256H49ZM79 257V256H78ZM91 257V256H90ZM132 257H133V255H132ZM47 258H48V256H47ZM81 258V257H80ZM85 258V257H84ZM83 258V259H84ZM115 258V257H114ZM130 258V257H129ZM128 258V259H129ZM49 259V258H48ZM102 259V258H101ZM77 260V259H76ZM104 260V259H103ZM53 264V263H52ZM107 264V263H106Z\"/></svg>",
  "mask_w": 264,
  "mask_h": 264
}]
</instances>
